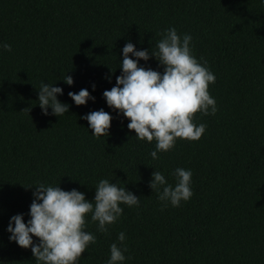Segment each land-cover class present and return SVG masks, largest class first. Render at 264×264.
Returning a JSON list of instances; mask_svg holds the SVG:
<instances>
[{
	"label": "trees",
	"instance_id": "1",
	"mask_svg": "<svg viewBox=\"0 0 264 264\" xmlns=\"http://www.w3.org/2000/svg\"><path fill=\"white\" fill-rule=\"evenodd\" d=\"M173 27L191 35L192 54L216 76L209 93L218 111L196 113L193 122L206 125L201 139L177 138L154 160L156 141L136 137L103 92L122 74L128 42L156 50ZM3 43L12 51L0 47V264H39L7 231L13 215L31 219L37 184L94 201L102 179L140 204H121L107 234L88 214L85 231L96 243L78 264H107L113 243L127 247L123 264H264V0H0ZM139 63L164 70L154 56ZM41 82L64 89L58 99L69 112L43 113ZM85 88L96 99L78 106L68 93ZM101 108L113 120L110 135L96 138L82 117ZM177 168L193 173L194 194L162 211L152 173L174 187Z\"/></svg>",
	"mask_w": 264,
	"mask_h": 264
},
{
	"label": "clouds",
	"instance_id": "2",
	"mask_svg": "<svg viewBox=\"0 0 264 264\" xmlns=\"http://www.w3.org/2000/svg\"><path fill=\"white\" fill-rule=\"evenodd\" d=\"M191 41V35L181 36L173 27L165 30L156 50H137L132 42H128L123 47L122 74L116 77L115 86L103 92L108 106L130 120L127 127L134 130L136 137L149 143L156 141V150L150 153L154 160L159 158L158 152L172 150L177 138L201 139L206 125L197 126L193 122L196 113L215 115L218 111L216 100L209 93V85L215 84L216 76L206 67L207 61L201 64L192 54ZM0 47L12 51L10 44L3 43ZM153 56L163 66V72L140 65V60L148 61ZM63 79L68 85L74 84L70 75ZM38 89V103L45 115L49 114V108L52 115L59 117L69 112L70 106L58 99V95L64 93L62 87L41 82ZM68 95L78 106L96 99L86 88ZM82 118L89 122L96 138L110 135L113 116L103 108ZM173 175L177 179L174 187L160 171L152 173L149 186L164 202L162 211L168 202L179 207L181 201H188L194 194L190 186L191 170L177 168ZM36 186L30 205L31 219L26 223L24 214L13 215L7 231L11 233V241L31 249L39 264H78L89 245L96 243V236L85 231L88 214L92 221L98 222V231L107 234V226L116 223L123 213L121 204L129 207L140 204V197L108 179L100 180L95 187L94 201L86 199L77 189L66 191L43 183ZM118 239L122 245L125 233H119ZM110 252L107 264H123L127 247L113 243Z\"/></svg>",
	"mask_w": 264,
	"mask_h": 264
}]
</instances>
